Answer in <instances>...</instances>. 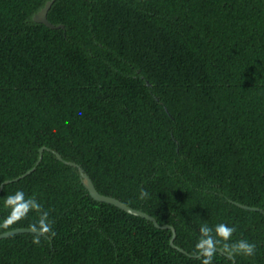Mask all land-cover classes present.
I'll use <instances>...</instances> for the list:
<instances>
[{
	"label": "trees",
	"instance_id": "1",
	"mask_svg": "<svg viewBox=\"0 0 264 264\" xmlns=\"http://www.w3.org/2000/svg\"><path fill=\"white\" fill-rule=\"evenodd\" d=\"M47 1L0 0V186L51 149L174 227L186 253L170 229L92 199L45 150L5 186L0 221L22 190L56 234L1 240L0 264H201L204 223L256 245L213 264H264V0H57L59 30L33 21Z\"/></svg>",
	"mask_w": 264,
	"mask_h": 264
},
{
	"label": "clouds",
	"instance_id": "2",
	"mask_svg": "<svg viewBox=\"0 0 264 264\" xmlns=\"http://www.w3.org/2000/svg\"><path fill=\"white\" fill-rule=\"evenodd\" d=\"M83 115V113H80ZM66 123H68L66 121ZM148 197L147 191L141 189L139 199L144 200ZM5 208L9 209V215L0 221V228H8L11 225L25 219L29 212L35 211L39 214L38 220L29 226L34 235L32 243L39 245L41 237L51 239L55 236L48 211L43 210V206L33 197L26 198L22 190H17L14 194L4 199ZM200 237L195 244L193 255L201 260V264H213V258L217 249L230 257L241 255L244 257H253L256 253V245L246 239H240L230 243L233 234L236 232L235 226H228L224 223H218L210 227L207 223L200 226Z\"/></svg>",
	"mask_w": 264,
	"mask_h": 264
},
{
	"label": "water",
	"instance_id": "3",
	"mask_svg": "<svg viewBox=\"0 0 264 264\" xmlns=\"http://www.w3.org/2000/svg\"><path fill=\"white\" fill-rule=\"evenodd\" d=\"M56 1L57 0H48L45 3L44 7H42L33 16V21L35 23H37V24L45 25L46 27H48L49 29H52V30L65 29V26L64 25H62V24L55 25L48 18L49 12H50L51 8L53 7V5L56 3ZM45 150L54 153L55 156H56V158L60 162L66 164V165H68L70 167L76 168L78 170L81 183L83 184V186L85 187V189L88 191V193L92 197V199H94L95 201L100 202V203H106V204H109V205H113V206L121 209L122 211H124V212H126L128 214H131V215H134V216H137V217L144 218V219L152 222L154 224V226L156 228H158V229H164V230L170 229L172 231V239H171L170 243H171V245L174 248H177L175 246V243H174L175 242V238H176V231H175L174 227L169 226V225H160L158 223V221L156 220L155 217H153V216H151V215H149V214H147V213H145V212H143L141 210H137V209L131 208L128 205H126L125 203H123L122 201H120L119 199H116L114 197H110V196H106V195L100 194L98 192V190L96 189V186H95L93 180L90 178V176L84 171V169L80 165H78L75 162H71V161L64 160L63 157L59 153H57L55 151H52L51 149H48V148H42V149H40L39 159H38L36 165L31 170H29L28 172H26L24 175H22L19 178H16L14 180L5 181L0 186V194L2 193V191L4 190V188H5V186L7 184H10V183H12L14 181H18L21 178H25L26 176H28L32 172H34L36 170V168L42 162V160H43V154H44V151ZM236 205L238 207H240L242 209H245V210H248V211H260V209L259 208H256V207H249V206L241 205V204H238V203H236ZM26 233L39 235V233H32L31 230L28 229V228H18V229H14V230L7 231V232H4V233L0 234V241L3 240V239L10 238V237L15 236V235L26 234ZM177 249H179L183 253H186L184 250H182L180 248H177ZM217 251L220 252L221 254H224L219 249H217Z\"/></svg>",
	"mask_w": 264,
	"mask_h": 264
}]
</instances>
